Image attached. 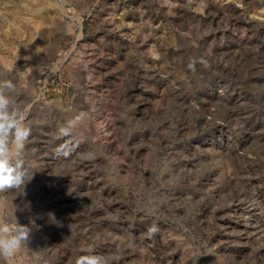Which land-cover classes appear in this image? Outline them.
Returning <instances> with one entry per match:
<instances>
[{
  "label": "rangeland",
  "instance_id": "rangeland-1",
  "mask_svg": "<svg viewBox=\"0 0 264 264\" xmlns=\"http://www.w3.org/2000/svg\"><path fill=\"white\" fill-rule=\"evenodd\" d=\"M3 81L12 264H264V0H0Z\"/></svg>",
  "mask_w": 264,
  "mask_h": 264
},
{
  "label": "clouds",
  "instance_id": "clouds-1",
  "mask_svg": "<svg viewBox=\"0 0 264 264\" xmlns=\"http://www.w3.org/2000/svg\"><path fill=\"white\" fill-rule=\"evenodd\" d=\"M10 81L0 82V193L8 190L23 191L32 180V172L25 166L23 153L31 129L26 124L25 118L19 108L14 106L9 90L12 88ZM71 124V122H70ZM66 133V129H61ZM17 210V206H16ZM15 227L9 226L10 221L0 218V260L5 264H12V259L17 252L26 247L32 228L22 225L17 221L15 213ZM155 227L149 232H155ZM89 254L78 256L75 264H105L102 257Z\"/></svg>",
  "mask_w": 264,
  "mask_h": 264
}]
</instances>
